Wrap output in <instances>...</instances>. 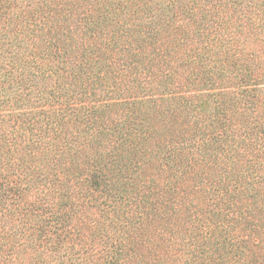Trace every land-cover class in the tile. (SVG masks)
<instances>
[{"label": "trees", "instance_id": "1", "mask_svg": "<svg viewBox=\"0 0 264 264\" xmlns=\"http://www.w3.org/2000/svg\"><path fill=\"white\" fill-rule=\"evenodd\" d=\"M0 264H264V0H0Z\"/></svg>", "mask_w": 264, "mask_h": 264}]
</instances>
